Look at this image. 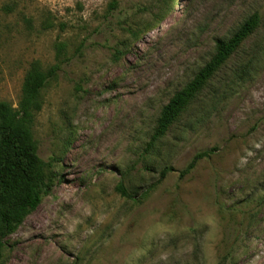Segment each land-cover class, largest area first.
Instances as JSON below:
<instances>
[{
	"label": "rangeland",
	"instance_id": "374dc122",
	"mask_svg": "<svg viewBox=\"0 0 264 264\" xmlns=\"http://www.w3.org/2000/svg\"><path fill=\"white\" fill-rule=\"evenodd\" d=\"M253 13L151 142L162 107ZM54 65L32 125L49 192L1 239L0 264H264V0H0V101L16 108L30 68Z\"/></svg>",
	"mask_w": 264,
	"mask_h": 264
},
{
	"label": "trees",
	"instance_id": "16d2710c",
	"mask_svg": "<svg viewBox=\"0 0 264 264\" xmlns=\"http://www.w3.org/2000/svg\"><path fill=\"white\" fill-rule=\"evenodd\" d=\"M258 21V14L253 13L228 39L216 41L211 58L162 107L151 142L167 131L182 108L206 80L254 31ZM57 70V65L47 70L33 66L25 75L17 107L0 101V245L1 239L13 233L24 217L32 212L49 192L50 180L46 173L48 164L37 155L32 125L35 113L41 109L40 92ZM214 151V148H210L196 153L179 172L180 177L188 174L200 159ZM170 170L172 168L169 166L163 167L157 181L163 179ZM117 190L124 196L131 197L121 184ZM220 264H234L233 254L231 252L226 254Z\"/></svg>",
	"mask_w": 264,
	"mask_h": 264
}]
</instances>
